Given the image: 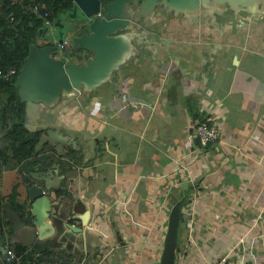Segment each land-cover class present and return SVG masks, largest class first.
<instances>
[{"label":"crops","instance_id":"1","mask_svg":"<svg viewBox=\"0 0 264 264\" xmlns=\"http://www.w3.org/2000/svg\"><path fill=\"white\" fill-rule=\"evenodd\" d=\"M138 17L116 33L128 47L90 89L61 90L27 111L18 94L23 65L15 87L26 129L41 138L37 154L19 164L3 123L5 108L14 121L16 104L0 88V264H22L17 245L36 264H159L160 246L143 253L136 243L151 227L158 240L164 213L178 212L185 224L184 208L194 234L179 243V221L176 264H214L245 233L251 258L264 262V0L160 5ZM44 22L45 29L57 24ZM78 23V33H89L85 17ZM75 33L63 38L70 44L60 53V38H39L36 46L52 45L51 57L82 64L94 53L73 46ZM71 47L73 57L64 54ZM200 121L217 125L219 139L190 149L189 131ZM13 173L24 191L37 184L45 192L38 204L29 194L20 200L24 212L6 195L19 182L11 183ZM38 217L42 225L32 233ZM118 232L136 250L125 249ZM1 249L16 257L7 261Z\"/></svg>","mask_w":264,"mask_h":264},{"label":"water","instance_id":"2","mask_svg":"<svg viewBox=\"0 0 264 264\" xmlns=\"http://www.w3.org/2000/svg\"><path fill=\"white\" fill-rule=\"evenodd\" d=\"M140 1L141 6H139ZM198 2L199 0H113L111 3L102 4L100 0H75L77 8L87 20L89 33L75 37L73 46L84 47L94 55L82 64L64 63L63 58L56 59L50 56L55 51L54 46L32 47L18 82V94L21 100L26 102V110L28 111V105L32 102H51L61 90L81 91L82 84L90 89L103 82L119 59L121 54L119 52L123 53L122 50L128 47L125 36L116 33L130 27L131 23L136 24L142 8H147V12L150 13L160 5L164 8L181 9ZM102 10L103 16L95 18ZM27 193L37 204L45 195L44 190L37 184L28 187ZM86 217L87 214L82 217L83 222L86 221ZM170 219L172 220H169L159 264H176L175 248L179 213L173 212ZM33 224L32 233L38 230L37 226L42 225V218L38 217ZM70 228L74 227L70 225ZM1 252L8 261L10 256L7 251L4 253L1 249Z\"/></svg>","mask_w":264,"mask_h":264},{"label":"trees","instance_id":"3","mask_svg":"<svg viewBox=\"0 0 264 264\" xmlns=\"http://www.w3.org/2000/svg\"><path fill=\"white\" fill-rule=\"evenodd\" d=\"M100 1L102 4H108L113 0ZM29 4H40L42 10L50 11L52 15L48 21H55L60 26H62V22L58 21L59 19L65 15L76 18L79 10L75 0H3L0 3V70L4 73H7L11 68L17 70V73L11 77L0 76V88L9 92L6 93L9 94V103L16 104V119L14 118L11 123L7 122V118H11L10 112L6 108L3 110V123L9 127L5 132L4 139L10 142V150L16 164L37 154L36 147L41 138V132H30L26 129L25 107L20 102L15 87L25 60L29 56L31 48L37 45L39 33L45 29L46 24L42 19L31 14ZM83 31H80L78 35H82ZM63 38L64 36L60 37V40ZM194 118L197 119V116L194 115ZM5 155L6 151H0V166ZM16 181H19L17 185L8 186L6 195L12 205H16L18 210L24 212L25 205H21L19 201L26 200L28 193L24 191L25 187L20 173L12 174L11 183ZM120 234L118 232L119 241H121ZM160 238L154 246H159L163 242ZM15 251L19 256L25 255L22 264H36L33 254H25V247L17 245Z\"/></svg>","mask_w":264,"mask_h":264},{"label":"built area","instance_id":"4","mask_svg":"<svg viewBox=\"0 0 264 264\" xmlns=\"http://www.w3.org/2000/svg\"><path fill=\"white\" fill-rule=\"evenodd\" d=\"M3 0H0V3H2ZM29 10L31 14L35 15L36 17L42 19L43 21H48L51 17L52 13L47 10H42V7L40 4H29ZM97 17H102V12H98L96 14ZM56 44L58 45L60 51L64 50L69 44V39H64L62 41H56ZM17 73L16 68H11L7 73H4L0 70V76L4 77H11ZM220 130L217 125L209 124L205 121H200L196 123L189 131L188 134V140L190 142V149H195L197 145H199L202 148L207 147L210 144H214L219 139ZM128 203V198H125L124 200H120L119 207L120 209H124V207ZM183 215H186L188 217V220L186 219L185 222V228L187 232V239L189 241L193 240V234H194V220L192 217H189V211L188 208H184L182 211ZM251 230V229H250ZM121 234H123L121 232ZM122 242L124 241V247L125 249L129 250H136L135 243H131L128 241L127 236L123 234V237H121ZM137 245L140 244V242L136 243ZM250 243H249V237L245 233L240 238L232 241L230 244V248L227 250V252L221 256V258L215 262L214 264H264V262H255L251 256H250ZM7 253L10 257H16L14 251L8 250Z\"/></svg>","mask_w":264,"mask_h":264},{"label":"rangeland","instance_id":"5","mask_svg":"<svg viewBox=\"0 0 264 264\" xmlns=\"http://www.w3.org/2000/svg\"><path fill=\"white\" fill-rule=\"evenodd\" d=\"M79 18H82V19L84 18V16L81 14L80 10L77 11V17L76 18H72L71 16H68V15L67 16H63L61 19H59V21L62 22V26H59V25H57L55 23H52V25L50 27L51 28H54L53 32L51 31V28L42 29L40 31V33H39V38L40 39H46V40L51 41V40H54V38H55V40H58L62 36L67 37L69 34H72L73 32L74 33L75 32L78 33V27H80V26H78L79 25V23H78V19ZM58 53H60V50H59ZM64 54L65 55L67 54L68 56H72L73 57V56L76 55V51L71 47ZM115 212H116V214L119 217L121 215H123V209L116 208L115 209ZM169 216H170V213H169ZM169 216L167 218L165 216V213L163 214V220H164V222L162 224L158 223V218H157V226L159 227V231L158 232H161L162 233V235H159V237H161L160 239L163 240V242L159 245L160 248L158 249L160 255L163 252L164 241H165V238H166V234H167V230H168L169 222H170L169 220H172V219H170ZM179 221H182L180 223V227H179L180 228V231H179V234H180L179 243H181V241L187 240V232H186V229H185L184 221H183V219L181 217H179ZM25 231L23 230L22 233H24ZM146 231H147L146 234L143 235L141 237V239L139 238V240H138L140 242V245L138 247L139 248V251H141L143 253H144V248L147 245H152V247H154V243H157V240L155 239V234H154V231L155 230H154V228L151 227L150 229H148ZM29 240H32V238L29 237L27 239V241H29ZM153 255H154V253H153Z\"/></svg>","mask_w":264,"mask_h":264}]
</instances>
